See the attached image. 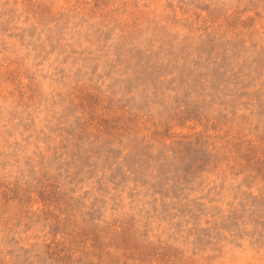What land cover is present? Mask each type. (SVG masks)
Listing matches in <instances>:
<instances>
[{
    "label": "rangeland",
    "instance_id": "1",
    "mask_svg": "<svg viewBox=\"0 0 264 264\" xmlns=\"http://www.w3.org/2000/svg\"><path fill=\"white\" fill-rule=\"evenodd\" d=\"M0 264H264V0H0Z\"/></svg>",
    "mask_w": 264,
    "mask_h": 264
}]
</instances>
